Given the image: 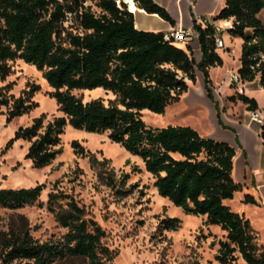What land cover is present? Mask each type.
Returning a JSON list of instances; mask_svg holds the SVG:
<instances>
[{"label":"trees","instance_id":"trees-1","mask_svg":"<svg viewBox=\"0 0 264 264\" xmlns=\"http://www.w3.org/2000/svg\"><path fill=\"white\" fill-rule=\"evenodd\" d=\"M136 8L155 14L169 24L174 21L154 0H131ZM264 0H225L214 21H232L227 29L232 38L242 40L241 81L259 79L264 90ZM200 60L196 63L182 49L164 40L162 32L135 28L134 14L126 0H0V83L13 74L15 61L33 65L42 72L52 89L61 116L44 122V115L29 126H20L7 142V151L16 140L29 142L25 158L35 168L50 165L61 152L64 128L88 133H106L112 143L138 157L154 178L159 197L165 198L185 215L201 216L206 226H218L225 239L218 240L214 260L219 264H264V246L248 219L225 203L241 191L233 179L235 149L227 143L201 136L190 126L167 125L153 128L142 120L141 111L162 114L194 84L196 71L202 76L207 98L213 103L222 125L219 105L210 87L208 70L221 67L223 60L215 47L216 32L195 24ZM31 85L18 96L10 94L11 84L0 86V109L6 121L22 116L37 106L32 98L39 90ZM101 88L112 98L83 102L74 90ZM229 101H240L248 111L257 102L235 93ZM264 139V122L261 125ZM75 154L88 156L95 168L107 165L86 151L77 141ZM106 172V170H105ZM101 175V173H99ZM43 185L31 188L0 189V207L15 210L36 202ZM243 203L258 205L250 195ZM47 207L57 224L66 229L59 240L40 242L28 231L2 236L4 264H64L84 259L86 264H104L114 258L102 242L103 229L86 218L82 206L60 191L50 192ZM181 220L166 217L161 231H174Z\"/></svg>","mask_w":264,"mask_h":264},{"label":"rangeland","instance_id":"rangeland-1","mask_svg":"<svg viewBox=\"0 0 264 264\" xmlns=\"http://www.w3.org/2000/svg\"><path fill=\"white\" fill-rule=\"evenodd\" d=\"M258 17L264 24L263 12ZM218 27L224 28L217 37L221 35L225 43V47L219 50L229 59H226L223 68L212 71V77L215 83L222 84L228 76L227 70L236 67L238 42L241 39H233L224 25L218 24ZM197 46V39L193 37L188 54L196 63L199 61ZM26 65L22 61H15L13 74L0 83V86L10 83V94L14 96L33 84L40 87L32 98L37 106L30 112L7 122L6 109H0V189L31 188L36 185L44 187L39 199L32 204L15 210L0 207V240L9 232L22 231H28L33 239L40 242L61 239L66 229L57 224L54 214L47 207L48 194L60 191L73 198L84 208L86 218L94 220L103 229L105 236L102 242L114 253V258L104 264H219L214 256L218 248L217 241L225 239V232L218 226L204 225L203 217L185 215L168 200L161 199L156 193L154 178L145 170L143 162L119 144L112 143L106 133L83 131L85 134H82L81 130H70L71 127L66 126L60 136L61 152L50 165L43 168H35L25 158L29 146L27 141L16 140L11 148L4 150L20 126H29L33 119L41 115H44V122L62 115L56 101L50 96L52 89L42 72L33 65ZM201 81L202 76L196 71L195 87L188 82L186 93L193 94L194 100L187 99L184 93L177 102L168 105L162 114L141 111L142 120L153 128L190 126L204 137L206 126L214 125L216 118L213 105L203 99ZM72 93L81 97L83 102L112 98L101 88L74 90ZM72 141H77L98 161L107 160V165L98 169L92 167L88 156L75 154L71 147ZM236 194L240 196V192ZM226 204L232 211L239 212L236 211L239 208L235 201ZM166 217L180 219L179 228L161 231L160 221ZM245 218H249L258 243L264 246L262 213L248 211ZM0 264H4L1 243ZM64 264H86V260L72 259ZM236 264L244 262L238 258Z\"/></svg>","mask_w":264,"mask_h":264},{"label":"crops","instance_id":"crops-1","mask_svg":"<svg viewBox=\"0 0 264 264\" xmlns=\"http://www.w3.org/2000/svg\"><path fill=\"white\" fill-rule=\"evenodd\" d=\"M158 5L164 7L174 24L162 20L155 14H148L141 9L135 7L134 25L138 30L152 31V32H170L172 30L183 29L192 30L193 19L200 17L207 19L212 26L217 28L219 25H224L223 21H214L213 18L218 14L223 7L225 0H154ZM226 28H230L232 21H225ZM220 34L221 32L217 33ZM218 37H221L218 36ZM234 39V38H233ZM236 39V38H235ZM193 38L186 43H177L176 45L182 49H186L192 44ZM242 40L238 42L237 63L235 69H228V76L224 83L214 82L212 71L224 67L228 56L216 49L217 53L223 60L221 67H214L208 70L210 87L213 92L214 99L218 102L219 112L222 125L217 121V111L213 103L207 98L203 81H201L200 90L204 100H207L213 105L216 123L212 126H206L204 137L211 138L216 141L229 144L235 149V156L233 158V179L240 184L242 189L240 196L234 194V197L228 201H235L238 203L236 211L245 217L248 211H257L264 216V139L261 138V126L249 122L250 112L245 109L240 101H229L228 98L236 93L235 87L229 81V72L237 71L240 67V52ZM199 60L200 51L199 47ZM195 84L192 87H195ZM191 89V88H190ZM187 92V91H186ZM185 92V93H186ZM242 94L253 98L257 102L258 111L264 115V90L259 85V79L256 78L251 82L243 83ZM227 103V106H226ZM227 121L225 120V118ZM238 193V192H237ZM244 195L252 196L258 205L243 203ZM226 201L225 203H227ZM232 210V209H231ZM249 220V218H247Z\"/></svg>","mask_w":264,"mask_h":264},{"label":"built area","instance_id":"built-area-1","mask_svg":"<svg viewBox=\"0 0 264 264\" xmlns=\"http://www.w3.org/2000/svg\"><path fill=\"white\" fill-rule=\"evenodd\" d=\"M195 24L201 28H205L207 25L212 24L207 19H202L200 17L195 18ZM217 33L223 32L224 28L217 27ZM198 33L192 28V30H183L177 29L172 30L170 32L163 33L164 40L172 42L174 44L177 43H186L191 38L195 37L197 39ZM215 47L216 49H223L225 47V43L221 37L215 38ZM229 81L231 85L235 87V90L238 94H242L243 91V82L240 79L237 71L229 72ZM249 122L256 123L258 125H262L264 122V115L262 112L255 110L250 112Z\"/></svg>","mask_w":264,"mask_h":264},{"label":"bare ground","instance_id":"bare-ground-1","mask_svg":"<svg viewBox=\"0 0 264 264\" xmlns=\"http://www.w3.org/2000/svg\"><path fill=\"white\" fill-rule=\"evenodd\" d=\"M128 2H129V10L132 12H134V10H135V5L133 4V2L131 1V0H127ZM223 23H224V26H226V23L223 21ZM26 66H28V64L26 65ZM29 67H32V66H29ZM191 91H193V88L191 89ZM187 94V96H186V98L187 99H191V100H194L193 98H194V95L193 94H189V93H186ZM70 130H72V128L70 129ZM82 134H85V132H83V131H80ZM111 145H113V146H118V145H114V144H112V143H110ZM161 198V197H160ZM162 199V198H161ZM163 200H165V201H167L165 198H163ZM175 209H177L178 211H179V209L178 208H175Z\"/></svg>","mask_w":264,"mask_h":264},{"label":"water","instance_id":"water-1","mask_svg":"<svg viewBox=\"0 0 264 264\" xmlns=\"http://www.w3.org/2000/svg\"><path fill=\"white\" fill-rule=\"evenodd\" d=\"M124 2L126 3V0H124ZM215 30H217V28L215 27Z\"/></svg>","mask_w":264,"mask_h":264}]
</instances>
